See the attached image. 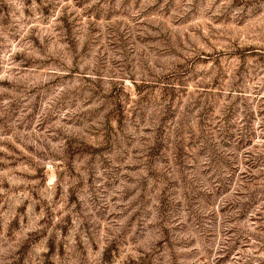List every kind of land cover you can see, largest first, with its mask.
<instances>
[{
	"label": "rangeland",
	"instance_id": "obj_1",
	"mask_svg": "<svg viewBox=\"0 0 264 264\" xmlns=\"http://www.w3.org/2000/svg\"><path fill=\"white\" fill-rule=\"evenodd\" d=\"M0 264H264V0H0Z\"/></svg>",
	"mask_w": 264,
	"mask_h": 264
}]
</instances>
